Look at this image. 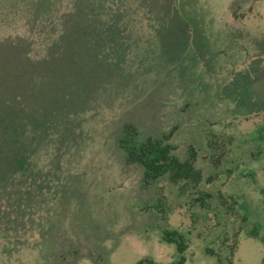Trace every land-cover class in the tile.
Here are the masks:
<instances>
[{"label": "rangeland", "instance_id": "rangeland-1", "mask_svg": "<svg viewBox=\"0 0 264 264\" xmlns=\"http://www.w3.org/2000/svg\"><path fill=\"white\" fill-rule=\"evenodd\" d=\"M249 54L264 0H0V264H264V163L226 180L233 210L206 185L261 145L264 116L236 123ZM149 140L199 188L149 179L128 156Z\"/></svg>", "mask_w": 264, "mask_h": 264}, {"label": "trees", "instance_id": "trees-1", "mask_svg": "<svg viewBox=\"0 0 264 264\" xmlns=\"http://www.w3.org/2000/svg\"><path fill=\"white\" fill-rule=\"evenodd\" d=\"M245 60L246 62H243V64L240 65L239 70L236 71L238 75H233V78H239L240 81H235L236 78H232V80L229 82L230 84L233 83V81L237 83L240 82V85L247 86L246 88H248V92L252 93L248 99V106H251L250 111L247 112L246 115H241L243 114L241 112L239 113V115H236L237 117H239L236 118V120H238L236 122L237 124H239L238 126H240L241 123L249 122L252 118L260 119L264 116V55L253 57L251 54H249L248 56H246ZM257 61L260 62L258 70H256L255 67ZM238 91L240 93L239 97L240 99H242V90ZM260 101H263L262 106H260ZM263 125L264 123H262L260 127H262ZM258 134L259 136H257L255 142H258V144L261 143L260 146H255L254 142H252L251 140V137H248L249 139L246 138V140H242V137H240L239 140H236V143L234 141L233 150L229 155L234 160L237 159L238 161H241V163L238 164L237 169H232V174H222L219 177L215 178L210 185L206 183L208 188L211 185H213L214 187L218 185V188L216 190L217 196L221 195L224 192V189L222 190V187L224 186L226 180H228V182L232 184L235 181L238 182V180L243 183V181H246L245 179L247 178V171H249V173H255V170L258 169V166L256 167L255 165L257 163H260L261 161L262 163H264V157H261L263 152L262 147H264V126ZM129 140L130 137L125 140V143L130 144ZM128 156L132 161L139 162L140 164H143L145 166V168L147 169V177L149 179H156L160 176H163L167 173L169 174L170 172L174 171L173 177H179V179L177 180L183 181L187 184H192L191 181L193 180L194 184L196 185L195 187L199 188L203 181L202 173L200 171H197L196 168L193 167L192 161L185 163L177 157L171 156V151L169 150L168 146H166L165 143L161 141L155 142L149 140L145 144L136 143L133 147H131V151ZM224 164H226V162H224ZM191 170H195L197 172L192 175ZM238 188L242 189V184L238 186ZM200 193L201 196L197 198V204L200 207H202L203 205L204 207L207 206V208H209V193L207 194L206 192L205 194H203L202 191ZM222 195V202H224L225 199L224 203L226 205L232 204L231 208H229L230 210H233V208L235 209L238 206L240 199L238 198L239 193L237 192V190L234 194H230L228 197L225 196L226 194ZM255 209L257 210V208ZM246 221L247 220H245L244 223H246ZM170 235L171 234H168V236ZM171 237L172 235L170 236V238ZM214 255L215 256L213 257L219 258V251H216Z\"/></svg>", "mask_w": 264, "mask_h": 264}]
</instances>
